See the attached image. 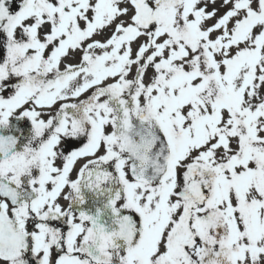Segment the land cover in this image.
Returning <instances> with one entry per match:
<instances>
[{
  "label": "snow or ice",
  "instance_id": "1",
  "mask_svg": "<svg viewBox=\"0 0 264 264\" xmlns=\"http://www.w3.org/2000/svg\"><path fill=\"white\" fill-rule=\"evenodd\" d=\"M0 264H264V0H0Z\"/></svg>",
  "mask_w": 264,
  "mask_h": 264
}]
</instances>
